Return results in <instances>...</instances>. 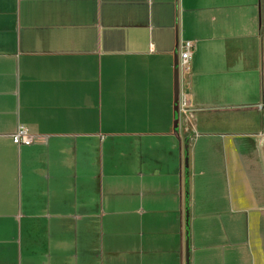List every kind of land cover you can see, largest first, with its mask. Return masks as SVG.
Returning a JSON list of instances; mask_svg holds the SVG:
<instances>
[{
	"label": "crops",
	"instance_id": "0c3cea01",
	"mask_svg": "<svg viewBox=\"0 0 264 264\" xmlns=\"http://www.w3.org/2000/svg\"><path fill=\"white\" fill-rule=\"evenodd\" d=\"M187 240L264 264V0H0V264H186Z\"/></svg>",
	"mask_w": 264,
	"mask_h": 264
},
{
	"label": "built area",
	"instance_id": "2783aa9c",
	"mask_svg": "<svg viewBox=\"0 0 264 264\" xmlns=\"http://www.w3.org/2000/svg\"><path fill=\"white\" fill-rule=\"evenodd\" d=\"M194 42L193 41H182L181 43V51H180V59L178 61V67L181 69L182 67H188L190 64L193 53H194ZM13 141L18 144L29 145L34 142L33 136L29 133L27 128L23 125H20L16 132L12 135Z\"/></svg>",
	"mask_w": 264,
	"mask_h": 264
},
{
	"label": "water",
	"instance_id": "95a60500",
	"mask_svg": "<svg viewBox=\"0 0 264 264\" xmlns=\"http://www.w3.org/2000/svg\"><path fill=\"white\" fill-rule=\"evenodd\" d=\"M178 98H179V67H178V58L176 59V72H175V107L178 108ZM177 126V121H176ZM189 240L186 241L185 246V258L186 264H189Z\"/></svg>",
	"mask_w": 264,
	"mask_h": 264
}]
</instances>
